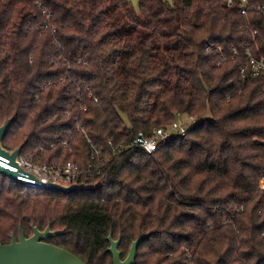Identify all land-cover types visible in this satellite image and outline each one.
Returning <instances> with one entry per match:
<instances>
[{"label": "trees", "instance_id": "obj_1", "mask_svg": "<svg viewBox=\"0 0 264 264\" xmlns=\"http://www.w3.org/2000/svg\"><path fill=\"white\" fill-rule=\"evenodd\" d=\"M251 57L264 60V13L240 0H0L4 147L83 169L109 157L77 180L98 187L73 193L0 173V244L51 222L67 232L47 241L87 264H112L110 233L122 258L149 234L135 264H264V75L240 73ZM178 112L196 123L151 154L109 146Z\"/></svg>", "mask_w": 264, "mask_h": 264}, {"label": "water", "instance_id": "obj_2", "mask_svg": "<svg viewBox=\"0 0 264 264\" xmlns=\"http://www.w3.org/2000/svg\"><path fill=\"white\" fill-rule=\"evenodd\" d=\"M13 119V117H6L0 126V158H2L1 156L7 157L12 164H18V156L21 153L23 144L14 149H8L3 145V139ZM0 173L26 187L28 186V183L17 178V174L14 171L4 167L2 164H0ZM97 187L98 184L62 183L48 180L42 181L37 188L73 193L92 190ZM19 229L18 237L12 234L10 242L0 244V264H87L73 252L47 241L49 237L65 234L67 232L66 229L54 230L51 222L43 230L36 225H32V234L30 236H26L22 226ZM148 236L149 234H140L132 241L127 256L122 258L119 250L122 235L120 234L117 239H114L110 233L107 238L110 243L108 251L112 255V264H135L139 244Z\"/></svg>", "mask_w": 264, "mask_h": 264}, {"label": "built area", "instance_id": "obj_3", "mask_svg": "<svg viewBox=\"0 0 264 264\" xmlns=\"http://www.w3.org/2000/svg\"><path fill=\"white\" fill-rule=\"evenodd\" d=\"M226 2L228 7H232L235 0H226ZM240 3L241 13L243 15H247L251 10L264 13V2L251 4L250 0H240ZM246 54H249V51H247ZM240 73L244 80L263 76L264 60L251 57L249 64L242 67ZM195 123L196 118L193 115H184L183 113L178 112L177 120L166 128H155L149 136L140 132L133 141H128L127 143L116 144L110 141L109 146L113 153L123 152L136 146L151 154L157 149L160 142L170 140L174 135L184 136ZM77 129L83 130L80 125L77 126ZM88 141L92 149L91 156H102L104 153L103 149L95 147L90 140ZM56 143L62 144L65 147L69 145V141L67 140L57 141ZM56 143H52L51 146H54ZM40 149H43V146H40ZM1 157L5 163L0 161V164L9 168L11 171H14L17 174V178L28 183L27 187L30 188L31 186L38 187L42 181L48 180L53 182L73 183L83 175H93L95 170L100 172L102 166H104L109 159L108 156H104L103 161L91 162L85 169H83L73 162H68L66 165L38 163L32 158H27L21 155V153L18 156V164H12L9 158ZM260 188L264 190V179L261 180Z\"/></svg>", "mask_w": 264, "mask_h": 264}, {"label": "rangeland", "instance_id": "obj_4", "mask_svg": "<svg viewBox=\"0 0 264 264\" xmlns=\"http://www.w3.org/2000/svg\"><path fill=\"white\" fill-rule=\"evenodd\" d=\"M131 1V3L135 6V7H137L138 6V2H139V0H130ZM169 1H172V0H169ZM25 157H27V156H25ZM27 158H30V157H27ZM73 183H78L77 181H75V182H73ZM18 184V183H17ZM20 184V183H19ZM25 189H32V190H36V189H42V188H37V187H33V188H30V187H26V186H24V185H22ZM32 234V233H31Z\"/></svg>", "mask_w": 264, "mask_h": 264}, {"label": "bare ground", "instance_id": "obj_5", "mask_svg": "<svg viewBox=\"0 0 264 264\" xmlns=\"http://www.w3.org/2000/svg\"><path fill=\"white\" fill-rule=\"evenodd\" d=\"M0 161H3V163H5L4 160H3L2 158H0Z\"/></svg>", "mask_w": 264, "mask_h": 264}]
</instances>
